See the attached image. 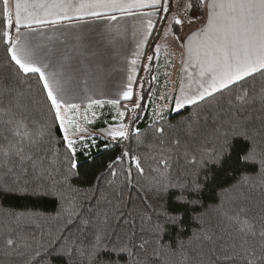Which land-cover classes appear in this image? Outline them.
Instances as JSON below:
<instances>
[{"label":"snow or ice","instance_id":"1","mask_svg":"<svg viewBox=\"0 0 264 264\" xmlns=\"http://www.w3.org/2000/svg\"><path fill=\"white\" fill-rule=\"evenodd\" d=\"M0 48L5 254L264 264V0H0Z\"/></svg>","mask_w":264,"mask_h":264},{"label":"trees","instance_id":"2","mask_svg":"<svg viewBox=\"0 0 264 264\" xmlns=\"http://www.w3.org/2000/svg\"><path fill=\"white\" fill-rule=\"evenodd\" d=\"M2 58H3V49L0 48V59ZM146 95H147V90H146ZM149 122H150L149 115L144 116L143 121L140 124V127L145 128ZM102 126L103 125L99 122L96 124L97 128ZM4 207L6 208L10 207L15 211H24L25 209L29 211L35 210L45 216H54L56 212L54 205L48 200H14V201L5 202ZM0 231H2V229H0ZM35 238L37 241L40 240V232L38 229L35 232ZM172 239H174V237H172ZM112 259H116V257L113 256ZM178 261H179L178 257L176 258L165 257L161 259V264H178ZM0 264H27V258L25 254L18 251H13L5 254L4 250L0 248ZM119 264H130L128 256L124 255L123 257L119 258Z\"/></svg>","mask_w":264,"mask_h":264},{"label":"crops","instance_id":"3","mask_svg":"<svg viewBox=\"0 0 264 264\" xmlns=\"http://www.w3.org/2000/svg\"><path fill=\"white\" fill-rule=\"evenodd\" d=\"M98 23H102V22H98ZM121 24L130 29V24H131L130 21H121ZM121 43L123 44V52H124V54L130 55L131 50L133 48L132 37H131L130 32L127 35L126 39L122 40ZM112 63L119 64V63H122V60H113ZM109 67H111V64L109 65ZM122 78H123V74L122 73L113 72L112 75L109 77V79L107 81V89L109 91H112V92L117 90L119 88V86H120Z\"/></svg>","mask_w":264,"mask_h":264},{"label":"rangeland","instance_id":"4","mask_svg":"<svg viewBox=\"0 0 264 264\" xmlns=\"http://www.w3.org/2000/svg\"><path fill=\"white\" fill-rule=\"evenodd\" d=\"M195 26V25H194ZM193 26V27H194ZM189 29L186 27L185 28V32L188 31ZM179 55V53H177V56ZM162 61H163V57H162ZM178 65H179V60L177 59V69L176 71L178 72ZM168 71H172V69H167ZM165 71V68L163 67V65L160 67L159 69V72H160V80H161V83L163 82L164 80V77H163V72ZM174 78H175V73H174Z\"/></svg>","mask_w":264,"mask_h":264}]
</instances>
